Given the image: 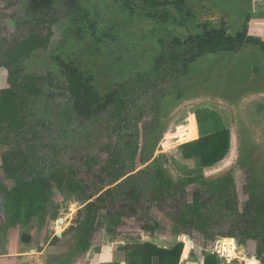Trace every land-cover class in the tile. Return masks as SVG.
<instances>
[{
  "label": "rangeland",
  "instance_id": "374dc122",
  "mask_svg": "<svg viewBox=\"0 0 264 264\" xmlns=\"http://www.w3.org/2000/svg\"><path fill=\"white\" fill-rule=\"evenodd\" d=\"M79 2L83 10H78L77 17L69 8L57 5L38 21L29 15L27 0H0V38L10 43L33 32L43 36L51 32L47 47L36 50L26 60V71L56 80L64 77L63 65L74 63L101 94L123 87L125 106L120 111L111 107L88 121L78 115L66 116L62 109L68 96L58 93L54 99L49 98L52 89L46 84L45 94L29 115L27 141L19 140L16 146L30 148L42 165L52 160L74 164L78 177L90 186L88 193L97 189L98 195L104 193L106 198L127 207L136 204L139 218L144 217L128 219L139 228L153 226L151 233L155 235H167L172 230L185 246L190 241L203 258L211 252L225 262L264 264L260 238L223 236L236 225L248 227L252 234L264 232V213L245 210L251 199V185L257 190L256 200L264 198V120L258 119L264 107L258 116L255 112V104L264 94V50L256 43H244L234 51L220 49L197 57L187 69L180 66L177 71H163L159 77L151 74L163 44L170 45L173 38H185L204 25L224 27L231 35L247 29L249 35L251 0ZM147 73L152 80L158 77V83L148 86L141 79ZM9 86L8 70L0 68V91ZM207 109L219 114L231 128L232 145L224 160L201 168L195 161L181 157L179 145L188 141L185 129L188 124L193 127L196 111ZM45 118L48 125L53 123V131L31 134ZM61 122L64 129L57 125ZM128 141L131 144L124 147ZM6 148L0 144V184L6 181L1 168ZM122 149L119 162L125 167V175L136 177L132 189L130 183L119 185L127 176L112 183V177L103 171L115 151ZM227 174H232L234 181L227 182L230 192L220 196L223 212L206 226L207 234L185 225L181 217L193 216L195 212L188 205L197 193L207 199ZM151 177L155 189L164 192L161 199L152 198ZM108 189L112 190L111 196L105 194ZM109 214L112 221L122 216L115 208H101L97 235L105 229L125 228L121 225L125 223L112 224ZM87 215L85 192L61 193L56 188L44 219L48 225L60 222V231L64 222L63 231L53 241L67 250L72 248Z\"/></svg>",
  "mask_w": 264,
  "mask_h": 264
},
{
  "label": "trees",
  "instance_id": "16d2710c",
  "mask_svg": "<svg viewBox=\"0 0 264 264\" xmlns=\"http://www.w3.org/2000/svg\"><path fill=\"white\" fill-rule=\"evenodd\" d=\"M57 5L69 8V12L75 14L76 17L77 14L80 15L79 11L83 10L79 0H27L26 9L32 19L39 21L48 16ZM51 35V32L46 36L33 32L25 37L14 39L10 43L7 38H0V68L8 70L10 84L8 88L0 91V144L7 146L1 156V168L6 175V181L0 184V221L3 226H14L35 218L44 220L56 188L61 193L67 191L85 192L88 215L80 227V232L70 251V259H72L73 255L84 253L89 248L101 208H115L120 212L122 216L113 221V216L111 217L109 214L111 223L114 225H120L124 219L127 221L129 217L133 216H138V220H141L144 215L139 218L136 204L127 207L125 203H118L113 198H106L104 193L98 195L97 189L91 192L92 195L90 192L88 193L87 190L90 186L86 185L81 177H78V167L74 164L63 165L60 160H52L42 165L41 158L37 154H32L30 148L16 146L19 140L27 141V135L31 128L29 115L45 94L43 86L46 84L52 89L49 92V98L54 99L58 93L68 96V101L62 109V111L65 109L66 116L78 115L88 121L95 114H102L111 107L120 111L125 106L121 95L123 87L116 88L108 94H101L90 78L74 63L63 65L64 77L56 80L51 76L27 72L25 69L26 60L36 50L46 48ZM244 43H256L264 50V40L249 36L247 29L236 35H231L224 27L213 28L204 25L202 29L190 33L185 38H173L170 45L163 44V49L155 60L151 74H156L159 77L163 71H177L180 66L187 69L197 57L220 49L234 51ZM147 74L143 75L141 79L148 86L158 83V77L157 80H152L150 74ZM143 87L145 86L143 85ZM195 115L199 137L179 145L181 157L185 160L195 161L196 165L201 168L215 166L224 160L230 152L231 128L223 122L219 114L210 109L196 111ZM47 125L48 122L45 118L33 127L31 134L35 135L39 130L52 132L53 123ZM57 125L64 129L63 122ZM130 144L131 142L128 141L124 147ZM123 153V149L115 151V155L104 165L103 171L112 177V183L127 176L126 180L119 185L130 183L132 189L136 177L125 175V167L119 162L120 154ZM157 173L160 175L161 172L157 171ZM152 179L153 177L150 179V186L154 192L152 198L161 199L164 192L155 189L156 185L155 182L152 184ZM233 181V175L227 174L223 180L218 182L219 189L211 192V195L205 200L201 193H197L193 203L188 205V209L195 213L188 218H185L183 214L181 220L184 224L197 227L199 231L207 234L206 226L217 214L223 212L220 196L222 193L229 194L230 189L227 182L232 184ZM255 183H257L256 180ZM249 191L252 193L251 199L246 203L245 210L250 212L254 209L264 213V198L261 199V196L259 201L256 200L255 192L257 190L252 185ZM111 192L112 190L108 189L105 194L111 196ZM262 192L264 193V188ZM231 205L230 209H234ZM231 212L233 211L231 210ZM140 228L149 232L154 230L150 225H142ZM240 235L247 237L252 235L254 238H260L262 243L260 246H264V232L252 234L248 227L243 225H236V229L223 234L224 237L234 238ZM261 247L258 249L259 252ZM125 249L127 264H179L184 242L179 241L172 248H163L152 242L128 243ZM223 262V258L219 254L211 252L205 255L203 261L204 264H222Z\"/></svg>",
  "mask_w": 264,
  "mask_h": 264
},
{
  "label": "crops",
  "instance_id": "0c3cea01",
  "mask_svg": "<svg viewBox=\"0 0 264 264\" xmlns=\"http://www.w3.org/2000/svg\"><path fill=\"white\" fill-rule=\"evenodd\" d=\"M251 8L249 35L264 40V0H251ZM255 105H257L255 112L258 116V111L264 107V94L258 98ZM258 119L264 120V111ZM195 121V118L192 119V128L188 124L185 129L184 135L188 141L199 137L198 125ZM48 223L46 219L35 218L19 225L3 226L0 221V264H127L125 247L128 243L152 242L163 248H172L179 241H183L172 230L167 235H155L136 226V222L124 219L122 223L125 224L121 225L125 228L117 226L105 229L98 235L95 230L89 248L84 253L73 255L70 259L72 248L65 250L60 242L53 241L55 236L63 231L64 222L61 223V231L58 228L60 222L50 225ZM67 237L69 235L62 237V240ZM226 240L235 244L232 239ZM185 244L184 242L179 264H204L203 256L195 252L191 242L188 241L186 246ZM255 261L257 262V260ZM241 262L243 263V261ZM252 263L254 264V262ZM222 264L236 263L228 260Z\"/></svg>",
  "mask_w": 264,
  "mask_h": 264
}]
</instances>
